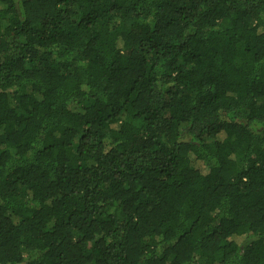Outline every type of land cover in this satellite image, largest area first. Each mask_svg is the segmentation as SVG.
Masks as SVG:
<instances>
[{"label":"trees","instance_id":"16d2710c","mask_svg":"<svg viewBox=\"0 0 264 264\" xmlns=\"http://www.w3.org/2000/svg\"><path fill=\"white\" fill-rule=\"evenodd\" d=\"M0 264H264V0H0Z\"/></svg>","mask_w":264,"mask_h":264}]
</instances>
